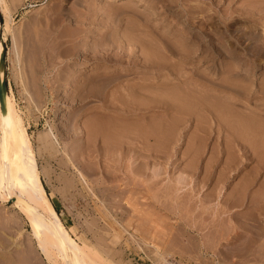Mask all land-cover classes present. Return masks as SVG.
<instances>
[{"label":"rangeland","instance_id":"1","mask_svg":"<svg viewBox=\"0 0 264 264\" xmlns=\"http://www.w3.org/2000/svg\"><path fill=\"white\" fill-rule=\"evenodd\" d=\"M79 1L80 0H0V47L2 48V43L5 45L4 69H1L0 76H2L5 80L6 94H8L9 97L13 99L17 107L18 115L22 117V124L26 128V134L31 139V150L35 158L36 167L38 168L37 172H38L39 178L45 188V191L48 195V198L52 206L54 207L60 219L61 224L64 227L65 236H71L79 245L83 246L84 249L91 252L93 254L94 260L98 263L100 262L101 264H166L165 260L171 261L172 264H264V201H263L264 200V197H263L264 196V192H263L264 191V165H263L264 155L263 157H260L262 154L261 153L262 151L261 152L259 151L261 149L259 147L258 148L260 150L257 149L258 152L261 153L259 155L258 152H253L257 150L256 149L252 150L251 148L252 146L250 147V145L247 143L249 145L246 148L247 153H244L246 151L245 149L243 151L244 153L243 154L241 152L242 150L238 151L237 146L239 145L234 146L236 144L235 140H233L234 141L233 142L232 140L229 139L230 140L229 142V140L226 139L227 140L226 141L224 139L226 138L224 134L225 132H223L222 130L221 131L217 130V128L215 127L216 125L213 124L212 121L208 123L205 118H202V116L197 115L198 113L193 110H192L193 112H191L192 114H189L190 116V117L188 116L189 118L185 116V118L187 117L186 119L180 120L179 119L180 116L183 117L184 115H182L181 112L176 111L178 110L176 109V107L170 108L168 106L166 108L165 106L167 105L146 106V108L145 107H141L140 109L137 108L139 112L137 116L134 117V119H133L134 115L132 113H131L132 115H130L132 117L124 116L120 118L119 114H121L120 112L123 110H121L120 108L113 109L114 107L112 108L110 105L107 106L105 102L107 100L105 97V95H107L106 93L109 94L112 92V90H116L120 88L121 86H123L124 84L126 85V83L131 84V81H133V83H136V82L140 83V81L141 83L142 82L148 83L149 81V83L147 84L148 86L145 87L147 92L148 90L150 91L148 92V94L152 93L154 90L160 91V92L161 90L162 91L164 90L165 92L167 91L164 94V96L160 93L159 94L156 93V95L149 94L150 97H153V96L157 97V95H161L163 96V100L164 98L166 100L168 99L166 96H170V94L167 95L169 91V87H171L170 84L175 79L171 78L170 79L171 83L169 82V79H167L168 80L167 82H169V84L166 82H163L165 81L164 79L168 76L167 74H169L167 73V71H165L166 69L165 65L161 66V69L160 68L157 69L155 67L154 69L155 71H154L153 69H151L154 67L150 65L147 66L146 64V66H144L143 64H136V63H140L138 61L136 62V60H135V63L134 61H129L130 58L132 57L129 58L126 55L123 56L125 58L123 57L122 58L123 59L129 58L127 59L129 62L127 60H126L127 62L125 60H122V63H116L119 65H115V63H112L114 62L113 58L112 60H110L111 62L110 61L105 62L103 58L97 59L93 55V51L90 53V51L87 50L84 52L87 54L88 57L91 56V58L88 59L87 62L82 64L80 63L82 60L81 59L82 55H80V53L82 52L79 51L81 48L76 49V47H74V43L77 40H79L78 42L85 41L86 44L88 42L89 43L95 42L97 40V43H98L103 37L104 38L101 40L102 42L103 41L108 42L110 40L109 42L110 44L111 42L115 44H119L118 43L119 41L117 42V40H119L120 38H116V37L119 36V34H122V32L124 31L123 28H126L127 26H128L127 28H130L129 26H131L135 28V31H136V25L138 27V25L140 24L142 25V23H144V25L146 24L147 26L149 25L151 26L153 23H155L153 24L152 27L150 26L145 27L146 25L144 26L145 29L144 27H141L142 30H144V32L151 33L153 30H155V33L159 31L160 34H162V32L165 30L164 31L165 35L167 33L169 35L171 33L173 34V35H170L172 39L174 38L173 36H176L174 34L181 33L182 31L183 33L190 32L189 34L197 33L199 32L201 27L203 28L205 26V29L207 30L203 28L202 31L205 30V33L207 34V38L211 39L209 40L208 43H210V45L212 43L213 47L218 50L220 47V50H221L220 52L221 55L220 56L216 55L214 56L216 58H213L214 59L213 61L216 62L217 64L219 61L223 62L222 59L224 60L226 58L224 52L226 53L227 47L232 48V46H234V49H236L235 51L237 52L238 50L237 53H239L236 55H239V56H241L242 52L244 50H247V48H248V51H247L248 53L252 51V50L249 51L251 48L249 46L250 43L248 44V40L246 39L242 40V44L240 45L235 42L234 37L236 36V32L239 29V27L236 25L238 23H233L232 24L233 27L231 26L230 28L231 30L227 33L223 29L224 28L223 23H225L223 22V20L226 21L224 18V15L226 12H230L231 10H233V8L238 9V8H241L242 6L243 7L246 6L245 4H243L245 2H247L246 4H249V3L256 2L257 0L256 1L255 0H230V1L229 0H225V1L224 0H176V2H174L175 0H160V1L153 0L154 3H151L150 0H149L150 3L149 2L147 3L148 0L147 1L145 0H141V1L139 0H105V2L107 1L110 6L109 5L107 6V2L104 3V0H86V1L81 0L82 2L81 1L79 2ZM240 1L242 2L241 5H240ZM89 2L91 3L93 2V3L90 4ZM96 2H97V6H100V7H97L99 11L96 8ZM258 2L262 4L263 1L258 0L256 4H259ZM123 3L124 5L125 4L127 5L124 6L122 5ZM155 3H157L156 4L157 7L155 5H151ZM87 5H89L92 8L87 7ZM116 6L117 7L123 6V7H119V9H117ZM130 6L131 7L133 6V7L131 8ZM101 7H102V11L104 10L103 13L100 10ZM107 7H110V8H107ZM111 7L113 11H110ZM125 7H127L126 9L128 8L130 9L126 10ZM226 7L228 8V10L226 9ZM77 8L79 11L77 10ZM82 8H84L85 10L84 9L82 10ZM87 8L89 9L87 10ZM223 8H225L226 11H224L225 9L223 10ZM230 8L232 9L230 10ZM114 9L115 10L117 9L116 12L118 13H115ZM122 9H124V11H122ZM179 9L181 10V14H180ZM95 10L97 11L94 12ZM129 10L132 12H129ZM133 10H134V13H133ZM157 10L159 13L157 12ZM186 10L190 12H187ZM199 10H201L203 13L201 11L200 13ZM147 11L149 12L148 15L144 13V12L147 13ZM153 11L155 12L154 14L152 13ZM162 11H164L163 16L161 13ZM72 12H74L75 14L74 13L72 14ZM104 12L105 13L107 12L106 16ZM186 12L188 13V15L186 14ZM140 13H141V16H139ZM232 13L231 14L234 16V12ZM5 14H8L9 16L8 27L4 25L5 23L4 15ZM70 14L72 18L71 16H69ZM175 14L181 15V20L183 23L181 22V20H179L178 22H180L182 26L179 25V23L177 22V18ZM202 14L207 15L206 18ZM111 15L113 16L112 18H111ZM128 15L130 16L128 17ZM145 15L147 17L149 16L148 17L149 19ZM220 15H222L221 18H220ZM187 16H188V20L183 19V18H187ZM201 16L204 18H200ZM115 17H117V19ZM130 17L135 20L133 21ZM144 17H146L145 18L146 22L145 20L142 21ZM207 17H209V19ZM210 17L212 19H210ZM239 17L241 18V16ZM50 18L52 19L50 20ZM233 18H230V19H233ZM263 18L264 17H262V19ZM90 19L93 22L90 21L91 22L90 23L88 21ZM174 19L176 23L174 22ZM207 19H208V22H207ZM154 20L155 21L157 20V21L155 22ZM159 20H161L163 23L161 21L159 22ZM257 20L258 19H255V21L253 20L254 23L255 22H258V23L257 25L255 24V27H252V29L255 30L257 34L260 33V35H261V31H263L262 32L263 35L261 36L264 37V29H263L264 19L261 21V17H260L259 20L258 21ZM169 21L171 22L167 23ZM203 22H205V24ZM238 22L243 24L246 21L245 22L238 21ZM259 22H261V24ZM176 24L178 28H176L177 27ZM259 24L260 26L262 25L263 27L261 26L260 28ZM77 25L80 27L78 28ZM168 25H170V27H168ZM166 26H167L166 28L167 30L165 29ZM172 26H175V27H172ZM160 27L162 28L164 27V28L161 29ZM187 27L188 29L190 28V30L192 29L193 31L187 30ZM146 28H147V31H146ZM78 29L80 30V32ZM169 29L173 32L175 31L177 32L173 33ZM180 29L181 30L183 29V30L180 31ZM148 30L150 31L152 30V31L150 32ZM216 32L218 33V35H216L217 34ZM230 32L233 34H231ZM135 33L136 32H134V34ZM237 33H239V31ZM157 34L159 33L154 34V31H153L152 35L154 36ZM215 36L217 37L220 36L221 40ZM222 36H224L223 39H222ZM108 37L110 39H107ZM214 37H215V40L213 39ZM258 37H259V34H258ZM143 39L142 40L140 39L141 40L140 42L142 44H145L146 42H144L145 40ZM260 39H262V37H259L258 42L256 41V43L254 44L260 43L261 42ZM111 40H114V41H111ZM58 41H59V44H58ZM205 41H208V40L205 38ZM215 41L217 42L216 44H214ZM228 41H230L231 44H229L230 42ZM140 42H138L136 45L139 46ZM233 42L235 43L233 44ZM194 44H197V43H194ZM113 45L110 46L109 48L110 57L113 55L111 53L116 52L119 49L118 45L117 47L116 45L115 46ZM216 45L218 47H215ZM223 47L225 50L221 49ZM240 47L241 49L242 47H245V49L243 48L241 50ZM256 47L258 51L257 50L252 51L250 54L252 55L253 53V56L249 57V55L246 53V55L248 56L245 55L244 58L253 59L259 62V65H258L259 67H254L253 69H247V70H244V69L240 70L242 72L241 74L239 73V75L235 76L236 78H234V76L232 77L234 81L240 77H245L246 80H248L249 82L251 81V83L249 84H253V85H250L251 87H254L255 85L258 86L261 77L263 78L264 76L263 75L264 74V68H263L264 50L262 52L260 50L261 49L260 47H262L263 49L264 45L256 46ZM64 48H66L67 51L70 49L71 50L74 49V51L70 52L71 51L70 50L67 52L66 50H64ZM134 49H135L134 55L137 56V54H139V52H137L138 49H136L135 46H134ZM195 50H196L195 53L198 54L199 50L198 49H195ZM63 51H65V53H63ZM68 53L70 54V56L68 55ZM71 55L73 56L71 57ZM199 55L201 56V54L199 53L196 56V58H194L195 55L193 56L192 54L191 55L188 54L187 55L188 57L186 55H185L186 57L179 56V55H176V56L172 55V56H169V59L170 61L174 59L173 60L174 66L175 67L178 66L176 70L179 69V67H181L179 72L177 71V73L181 72L185 74L187 78L189 79V81L191 80V82H195L194 79L198 77L197 78L198 80L196 79V81H199L198 84L200 86H204V88H208L207 87L208 85H206L203 81H200V80H205V78L202 76L201 73L203 72V75L206 74V77L208 76L209 79L211 78V80H214V81H217V80L219 81L221 79V75L219 77L218 76L219 74L218 75L215 73L212 74L210 71H208L209 69L207 70L206 68L207 63L202 62ZM173 56L174 58H172ZM192 56H193V59H192ZM112 57H114V55ZM197 58H199L198 61H197ZM188 60L189 61L191 60V63ZM128 63H130L131 66ZM91 65H99V66H102L101 68L107 65L108 66L107 70L110 69L109 71L110 72L109 74H111L110 77L112 76L116 77L114 80H112L107 85L109 90L107 89V87L106 89L101 88L102 91L104 90V92L103 93L101 92V94L99 91L97 92L92 91V88H90L91 85L88 82L90 81V78L93 79L97 75H95L94 73L95 70L92 71L91 69H88V67ZM200 70H203V71L201 72ZM66 71L68 72L66 73ZM149 71L150 72L152 71V72L149 73ZM92 72L94 73L95 76H92L93 75ZM260 72L262 75L260 74ZM21 74L25 76L24 83H23V78H22L23 76H21ZM87 74L88 75L90 74L91 76L89 75V78H88ZM72 75L74 78L72 77ZM77 75H80V76H77ZM117 75L119 77H117ZM197 75H201V77L203 78ZM62 77H64V79ZM99 77L102 78L103 76L102 77L99 76ZM96 78H94L93 80H96ZM117 78L118 79L120 78V80H118ZM139 78L140 80H138ZM160 78L163 79V81H161ZM232 78L230 79L232 80ZM67 79L70 81H68ZM155 81L156 83H154ZM74 82L76 86L74 85ZM81 82L82 83L85 82L84 84L86 86L88 84L89 87L88 86L87 87L89 88V90L85 85L83 86L81 85V88H80V84H82ZM152 82L154 83V85ZM26 85H28L29 88ZM164 85L166 86L165 87L166 89L164 88ZM154 86H156L155 89H153ZM65 87L68 88L67 90H70V93H69L70 96L68 97L69 100L67 99V104H68L67 106L63 104V98H62V95H63L62 89H64ZM149 88H152L153 90ZM23 89L26 90V92ZM27 92L28 93L31 92L32 95H34V97L33 96L31 97L30 93L28 94ZM89 92H91V94H89ZM27 94L28 96L29 95L30 96L28 98L26 97L25 99L24 96H27ZM96 94L100 97L98 98ZM221 94H223V92ZM253 94L258 95L257 92H254ZM84 95L85 97H83ZM226 95H228V92L226 93ZM37 96L40 97V99ZM233 97L236 98L237 102L240 101L238 104H236V107L239 106L240 108L238 107L237 108L241 109L240 103L242 104V101L243 103L245 102L244 97L239 98L236 95H234ZM233 97L231 98L235 99ZM100 98H102V104H101ZM262 99L260 97V101H259V97H255L252 100H250L249 104L247 105L248 109L256 108L255 107L256 104L254 103H257L258 105H260V103H262L261 101H264V98ZM26 100H29L28 103ZM33 101H34V104H33ZM35 102H36V105L39 104L37 105L38 108L36 107ZM1 103L2 101H0V106H1ZM97 105L98 107L99 106L100 107L99 108L96 107ZM101 106H104V107L102 108ZM162 106L163 108H161ZM62 107H65V110H61L63 109ZM173 110L175 111V113L171 112ZM244 110L248 111L247 109H244ZM26 111H27V114H26ZM128 112L129 111L127 110L123 114L126 115V113ZM194 112H196V114ZM88 113L92 115L89 116ZM169 113L174 114L173 120H172V115H169ZM177 114L179 115L178 120L176 118ZM93 116H97V119L100 120V121L98 120L99 121L98 123L99 124L101 123L100 126L99 125L98 126L103 128L104 130L101 135L102 130L99 129L98 131L99 134L96 133V135H94L96 140L92 139L94 140L93 141L94 144L95 145L97 144V146H94L93 143H91L92 142V140H90L91 138L89 139L87 137L89 139L88 140L85 137L86 135L84 133H82V135H80L81 134L80 132L78 133V131H80V128H82L81 126H83L84 120L86 123L88 121L86 119L90 117V118H94L92 121H95L96 117H93ZM169 116H171V118ZM199 116L201 117L202 120L198 119L200 118ZM60 117H62L63 120L59 119ZM66 117H68V120L69 119L70 120L69 121L64 120V119H67ZM72 117L74 118V120ZM125 117H126V120H125ZM147 117L149 120L147 119ZM104 118L106 119V121ZM136 118L137 119L139 118L140 120L139 119L137 120ZM118 120L121 121L120 124L122 123L124 125L125 123L124 127H122L123 125L121 124V127H122L121 131L119 130L120 128L119 129L117 128L118 127L117 124L119 122ZM123 120H125V122ZM130 120H132L131 123L135 124V126L130 124L129 122ZM170 120L174 122L175 120H177V122L176 124L175 123L171 124ZM64 121H65V124H63ZM89 121L91 122V120ZM60 122H62L63 126L65 125V127H62V124ZM103 122L106 124H104ZM146 122L147 123L149 122V123L147 124ZM102 123H103V126L104 125L107 126L108 124L109 126H111V128L108 126L107 127L105 126L107 130L110 128L109 129L110 132H113L114 134L116 133V135L121 134L122 136L121 137L117 136V138H115L113 136L114 134L112 133V136L115 139L114 140L110 139L111 141H109L108 138H111L112 136L111 134H108L109 130L107 131V133L105 132L106 128L101 126ZM110 123L111 124L117 123L116 124L117 126L113 124L114 125L113 127V125H110ZM136 123H139L137 125H140L141 123L142 126L140 125L136 127ZM151 123L152 124L154 123V126H157L155 128H157L158 130L160 128V130L159 131L157 130L158 131L157 132L155 128L152 127L153 125L151 126ZM120 124H119V127H120ZM161 124L163 127L166 126L167 124L168 125L170 124L169 126L174 125L176 126V128L177 127L178 128L177 130H174V126L172 127L173 129H171V127L167 125L166 126L168 127L167 128L168 130H167L166 127L164 128L160 127ZM72 126H73V129H72ZM125 126L127 129L128 128L132 129L133 127L134 128L131 131L130 129L127 130ZM200 126L202 130L201 128H199ZM48 127L52 129L54 137H51V140L55 142L52 143V141L48 139L50 140L49 144L51 143L53 145L49 146L48 144L49 147L47 146L42 147L43 145L38 146V143H37L38 141L37 139H35L38 136L37 132L39 131L38 133L45 134V130ZM58 127H61V128L59 129ZM77 127H78V130H77ZM112 127L115 129L117 128L120 134L118 133V130L116 131ZM139 127L141 128L146 127V128L144 130ZM149 127L154 128V130H152ZM136 128L141 129V131L143 130V132H141L140 130H138V132L144 135H137L138 132H133L134 130H136ZM122 129L127 130L129 133L126 135L125 133H123ZM164 129L167 130L168 132L174 131L173 135L176 132L174 137L172 136V140L168 139V141H166L167 138L171 137L172 133L170 135L168 134L169 137L166 138V133L168 132H166ZM169 129L171 130L169 131ZM150 130L152 132L155 131V133L157 132L156 133L158 134L157 136L162 137L163 135H165L162 138H164L165 139L164 141L166 142L159 140L162 138L155 136L156 135L155 133L151 134L152 132ZM161 130L165 134H163L162 132L163 135H161L160 134ZM195 131L197 132L199 137H200V134L201 136L202 134H204L203 135L204 137L202 136L203 139L202 137L200 138L195 137V135L193 134L195 133ZM121 132L126 135L125 138ZM133 133L134 134L136 133V134L134 135ZM103 134L104 135L108 134L111 137L110 136L108 137L107 135L108 138L105 139L106 136L102 138V136H104ZM136 135H137V138L135 139ZM145 135L147 136L145 137ZM78 137H81V138H78ZM89 137H92V136H89ZM99 137H101V140ZM140 137L142 138V140L144 138L146 140L148 139V143L146 140L145 141L143 140L144 142L141 141ZM126 138L129 141L132 139L139 140V143L138 141H132V142L128 141V143L132 144V145L131 144L129 145L125 143L127 141ZM153 138L156 139V142H155V139L153 140ZM198 138L201 139V141ZM77 139L79 140L82 139V141H78L80 145L83 142L85 143L84 145L82 144V146H85L90 141L91 144L89 145L87 144V146L90 147L93 145L92 148L85 147V150H84L82 149L84 147L80 145H75L76 143L79 144L78 142H76ZM84 139L87 140V142H85ZM157 139L160 141V143L158 142ZM106 140L108 141L105 142ZM140 141L143 143H140ZM238 141H239L238 142L239 144L246 145V143H243L246 140L242 142L238 139ZM135 142H137L138 145L134 144ZM154 142H155V145H153ZM102 143H104V145ZM105 143H107V145ZM144 143L146 144V146L149 144L148 147L155 146L153 147V150L154 148L155 150L153 151L152 148L150 149L151 151L148 150V147H146ZM156 143L157 144L159 143L158 146H160L161 148L159 147V149H157ZM232 143L233 144L235 143V144L232 145ZM142 144L144 146L140 147ZM126 145L129 146L128 147L129 149L126 147ZM133 145L135 146L137 145L140 148L136 146L137 147L136 149L134 148L135 146ZM245 145H242V147ZM75 146L77 148L82 147L81 149L79 148L77 150V152L79 153H76L77 148L73 150ZM145 147L147 148L148 151H146ZM254 147L255 146H253V148ZM53 148H55L57 151ZM94 148L96 150H94ZM97 148L99 152L97 151ZM119 148L121 149V151ZM130 148L132 149V151H134V154L136 155L132 154L133 152L132 153L130 152L131 151ZM143 148L145 149L144 150L145 155L141 154L143 153L142 152ZM255 148H257V145ZM1 149L7 153V150H6L7 148H5V145L4 147L0 148V155H1V152L2 154L6 155V153L4 151H1ZM89 149H91V152H89L88 154ZM139 149H142V151L141 150L138 151ZM79 150L80 151L84 150L85 154L84 152L82 154V151L80 153ZM125 150L126 151L128 150L132 154V156L128 155L130 154L129 152L125 153L126 152ZM250 150H252V152H250ZM240 153L242 154L240 155ZM256 153L258 154L256 155ZM139 154H141L142 156ZM256 158L257 159L262 158V161L260 159L257 160ZM83 160H84V163H83ZM4 161L9 166L10 164L9 161L6 159ZM259 162L260 164H257ZM87 165H92V166H87ZM82 167H85V168H82ZM78 170L80 171L78 172ZM84 171L86 172L88 171V173ZM80 172L84 175L82 177L86 181H89V179H91L90 182L92 183L90 184L89 182L87 183L86 181H84V179L80 176L82 174H79ZM185 174L188 177L184 181L183 179H184ZM13 181L16 182V180L14 179ZM4 185L5 186L0 187V264H74L73 252L69 248L68 245L65 248H63L56 242L48 239L43 233L34 232L32 230L31 224L27 216L23 213V211L19 207V204L17 203V201H15V199L12 198L10 194V189H13L15 192H17L27 202L36 204L40 212H42L45 216L50 217V212L48 211V209L35 203L34 201L30 199L27 186H17L16 185V186L9 187V184L6 179H4ZM259 192L263 194H260ZM123 226H124V229H123ZM126 227L127 229H125ZM132 235L134 238L132 237ZM41 244L45 245V247H47L51 251V253L48 256H46L45 253L43 252L41 248ZM156 253H159V254L157 255ZM79 255L81 257L83 264H89L82 257L81 253ZM162 258L164 261L162 260ZM167 264H169V262Z\"/></svg>","mask_w":264,"mask_h":264},{"label":"bare ground","instance_id":"2","mask_svg":"<svg viewBox=\"0 0 264 264\" xmlns=\"http://www.w3.org/2000/svg\"><path fill=\"white\" fill-rule=\"evenodd\" d=\"M81 1V0H80ZM79 1V2H80ZM86 1V0H85ZM84 1V2H85ZM139 1H141V0H139ZM145 1H147V0H145ZM151 1V3H154V1L153 0H150ZM156 1H158V0H156ZM160 1V0H159ZM225 1V0H224ZM230 1V0H229ZM256 1V0H255ZM258 1V0H257ZM256 1V2H257ZM261 1V0H260ZM263 2H264V0H262ZM73 2H75V1H73ZM82 2V1H81ZM99 2V1H98ZM107 2V1H106ZM105 2V0H104V3H106ZM124 2V1H123ZM149 2V0L147 1V3ZM172 2V1H171ZM174 2H176V0L174 1ZM245 2V1H244ZM250 2V1H249ZM248 2V3H249ZM253 2V1H252ZM256 2H253V3H249V4H246L247 2H245V3H243V4H245L246 6H242L241 8H236V9H234L233 8V10H231L232 8H230V12H226L225 13V15H224V18H225V20L226 21H224L223 20V22H225V23H223V29H224V31L225 32H229L231 29V26H232V24L233 23H238V24H236L238 27H239V29L238 28H236V29H238V31H239V33H237L236 32V36L234 37V40H235V42L236 43H238L239 45L240 44H242V40H244V39H246V40H248V44L250 43V50L249 51H255V50H257V47L256 46H261V45H264L263 43H264V37L263 36H261V35H263L262 34V32L263 31H261V35H260V33H258L259 34V37H262V39H260V43H257V44H254V43H256V41L258 42V40H259V37H258V34L255 32V30H253L252 29V27H255V24L257 25V23L258 22H255L254 23V21H255V19H258L259 20V18L261 17V21L264 19H262V17H264V4H263V2H262V4L261 3H259V4H256ZM90 4H92L91 2H89ZM129 3V2H128ZM132 3V2H131ZM146 3V2H145ZM144 3V4H145ZM150 3V2H149ZM159 3V2H158ZM229 3V2H228ZM241 1H240V5H241ZM54 4H56V3H54ZM83 4V3H82ZM88 4V3H87ZM157 3H155V4H151V5H155L156 7H157V5H156ZM75 5V4H74ZM94 5V4H93ZM100 5V4H99ZM109 5V3L107 2V6ZM122 5H124V3L122 4ZM127 4H125L124 6H126ZM151 5H150V7H151ZM176 5V4H175ZM54 6V5H53ZM73 6V5H72ZM95 6V5H94ZM110 6V5H109ZM114 6V5H113ZM146 6V5H145ZM163 6V5H162ZM169 6V5H168ZM167 6V7H168ZM74 7V6H73ZM84 7V6H83ZM87 7H90L89 5H87ZM97 7H100V6H97V2H96V8ZM103 7H105V6H103ZM117 7V6H116ZM119 7H123V6H119ZM119 7H117V9H119ZM131 7V6H130ZM133 7V6H132ZM131 7V8H132ZM144 7V6H143ZM154 7V6H153ZM155 7V8H156ZM185 7V6H184ZM76 8V7H75ZM86 8V7H85ZM90 8H92V7H90ZM94 8V7H93ZM107 8H110V7H107ZM113 8H115V7H113ZM127 7H125V9H126ZM145 8V7H144ZM160 8V7H159ZM166 8V7H165ZM165 8H163V9H165ZM180 8V7H179ZM200 8H201V6H200ZM52 9V8H51ZM84 8H82V10H83ZM89 8H87V10H88ZM95 9V8H94ZM93 9V10H94ZM100 9V8H99ZM116 9V10H117ZM128 9H130V8H128ZM128 9H126V10H128ZM147 9V8H146ZM145 9V10H146ZM152 9V8H151ZM184 9V8H183ZM182 9V10H183ZM225 8H223V10H224ZM226 9L228 10V8L226 7ZM226 9L224 10V11H226ZM53 10V9H52ZM58 10H60V9H58ZM69 10V9H68ZM77 10H78V8H77ZM85 10V9H84ZM91 10V9H90ZM97 10H98V8H97ZM97 10H95L94 12H96ZM101 11H102V7H101V9H100ZM109 10V9H108ZM116 10L114 9V11H115V13H118V12H116ZM132 10V9H131ZM159 10V9H158ZM158 10H157V12H158ZM167 10V9H166ZM180 10V9H179ZM190 10V9H189ZM201 10H203V9H201ZM201 10H199V12L201 11ZM73 11H74V9H73ZM79 11V10H78ZM99 11V10H98ZM104 11V10H103ZM103 11H102V13H103ZM106 11V10H105ZM110 11H113V9H112V7H111V10ZM121 11V10H120ZM122 11H124V9H122ZM149 11V10H148ZM147 11V13L146 12H144L145 14H149V12ZM175 11V10H174ZM184 11V10H183ZM187 12H190V11H188V10H186ZM198 11V10H197ZM59 12V11H58ZM69 12V11H68ZM88 12V11H87ZM91 12H93V11H91ZM90 12V13H91ZM129 12H132V11H130L129 10ZM171 12H172V10H171ZM186 12V14L188 15V13ZM196 12V11H195ZM194 12V13H195ZM202 12V11H201ZM200 12V13H201ZM232 12H234V16L232 15L233 13ZM236 12V13H235ZM53 13V12H52ZM61 13V12H60ZM71 13V12H70ZM74 12H72V14H73ZM98 13V12H97ZM101 13V12H100ZM107 13V12H106ZM106 13L104 12V14H105V16H106ZM114 13V14H115ZM120 13V12H119ZM133 13H134V10H133ZM136 13V12H135ZM143 13V14H144ZM153 14L155 13L154 11L152 12ZM151 13V14H152ZM159 13V12H158ZM162 13V16H163V14H164V11H162L161 12ZM183 13V12H182ZM203 13V12H202ZM232 13V14H231ZM49 14V13H48ZM67 14V13H66ZM75 14V13H74ZM121 14V13H120ZM119 14V15H120ZM157 14V13H156ZM180 14H181V10H180ZM180 14H175V16H176V18H177V22L179 21V20H181V15ZM198 14V13H197ZM235 14H236V16H235ZM51 15V14H50ZM62 15V14H61ZM91 15V14H90ZM110 15V14H109ZM161 15V14H160ZM169 15V14H168ZM167 15V16H168ZM203 15V14H202ZM5 16V23H4V25L6 26V27H8V21H9V16H8V14H5L4 15ZM68 16V15H67ZM69 16H71V14L69 15ZM68 16V17H69ZM74 16V15H73ZM92 16V15H91ZM104 16V17H105ZM108 16V15H107ZM116 16V15H115ZM130 15H128V17H129ZM134 16V15H133ZM137 16V15H136ZM139 16H141V13H140V15ZM146 16V15H145ZM155 16H157V15H155ZM159 16V15H158ZM166 16V15H165ZM164 16V17H165ZM193 16V15H192ZM203 16H205V18H206V16L207 15H203ZM221 16L222 15H220V18H221ZM239 16H241V18L239 17ZM53 17V16H52ZM113 16L111 15V18H112ZM120 17V16H119ZM118 17V18H119ZM138 17V16H137ZM147 17V16H146ZM146 17H144V19H142V18H140V19H142V21L143 20H145V18ZM149 17V16H148ZM147 17V18H148ZM163 17V18H164ZM173 17V16H172ZM186 17V16H185ZM234 17V18H233ZM56 18V17H55ZM71 18H72V16H71ZM95 18V17H94ZM108 18V17H107ZM107 18H106V20H107ZM116 19H117V17H115ZM122 18V17H121ZM131 18V17H130ZM134 18V17H133ZM169 18H170V16H169ZM200 18H204V17H200ZM208 19H209V17H207ZM219 18V19H220ZM223 18V19H224ZM230 18H233V19H230ZM255 18V19H254ZM52 18H50V20H51ZM68 19H70V18H68ZM114 19V18H113ZM113 19H111V20H113ZM132 19V18H131ZM138 19V18H137ZM136 19V20H137ZM149 19V18H148ZM154 19V18H153ZM162 19V18H161ZM183 19H187L188 20V16H187V18H183ZM208 19H207V22H208ZM210 19H212L211 17H210ZM42 20V19H41ZM74 20V19H73ZM133 21L135 20V19H132ZM171 20V19H170ZM191 20V19H190ZM203 20V19H202ZM205 20V19H204ZM254 20V21H253ZM257 20V21H258ZM72 21V20H71ZM75 21V20H74ZM89 22L91 21V19L90 20H88ZM95 21V20H94ZM116 21V20H115ZM128 21H129V19H128ZM132 21V22H133ZM149 21V20H148ZM155 21V20H154ZM157 21V20H156ZM155 21V22H156ZM161 20H159V22H160ZM164 21V20H163ZM184 21V20H183ZM192 21V20H191ZM206 21V20H205ZM211 21V20H210ZM238 21H246L245 23H243V24H241V23H239ZM264 21V20H263ZM91 22H93V21H91ZM90 22V23H91ZM99 22V21H98ZM138 22V21H137ZM145 22H146V20H145ZM152 22V21H151ZM151 22H150V24H151ZM162 22V21H161ZM166 22V21H165ZM164 22V23H165ZM171 21H169V22H167V23H170ZM174 22H175V19H174ZM181 22H182V20H181ZM59 23V22H58ZM110 23V22H109ZM113 23H115V22H113ZM134 23V22H133ZM153 23V22H152ZM163 23V22H162ZM176 23V22H175ZM179 23V25H181L180 24V22H178ZM183 23V22H182ZM185 23H186V21H185ZM184 23V24H185ZM204 24H205V22H203ZM260 24H261V22H259ZM264 23V22H263ZM262 23V24H263ZM94 24H96V23H94ZM106 24V23H105ZM111 24V23H110ZM110 24H108V25H110ZM135 24H137V23H135ZM140 24V23H139ZM153 24H155V23H153ZM153 24L150 26L149 25V23H148V25L150 26V27H152L153 26ZM173 24V23H172ZM203 24V25H204ZM225 24V25H224ZM260 24H259V26H260ZM129 25H130V23H129ZM134 25V24H133ZM146 25V24H145ZM144 25V23H142V25L140 24V25H138V27H137V25H136V31H135V28H133V27H131V26H129L130 28H123V32H122V34H119V36H117L116 38H120L119 40H117V42L119 43V44H115V43H113V42H111V44L113 45V46H115L116 45V47H117V45H118V47H119V49H118V51H116V52H113V53H111V54H113L114 55V57H110V51H109V48H110V46H112L109 42H110V40L108 41V42H102L101 40L104 38L103 36H101V37H103V38H101V42L99 41L98 43H97V40L95 41V42H91V43H85V41L84 42H82V41H80V42H78L79 40H77V41H75V43H74V47H76V49H79V48H81L79 51H81L82 53H80V55H82V57H81V62L80 63H85V62H87L88 61V59H90L91 58V56L90 57H88L87 56V54L84 52V51H87V50H89L90 51V53L93 51V55L97 58V59H100V58H103L104 60H105V62H107V61H110V60H112V58L114 59L113 61L114 62H112V63H115V65H119V64H116V63H122V60H127V59H129L130 57H132V58H130V60L129 61H134V63H135V60H136V62L138 61V62H140V63H136V64H143L144 66H146V64H147V66L148 65H150V66H152V67H154V68H151V69H155V67L157 68V69H161V66H163V65H165V67H166V69H165V71H167V73H169V74H167L168 76L164 79L165 81H163V79H161V81H163V82H166V83H168L169 84V82L171 81L170 79L172 78V79H175L170 85H171V87H169V91H168V93H167V95L168 94H170V96H166L168 99H166L165 100V98H164V100H163V96H164V94L167 92H165L164 90L162 91L161 90V92L160 91H156V90H154L152 93H149V94H155L156 95V93H160V94H162L163 96H161V95H157V97L155 96H153V97H150V95L148 94V92H150L149 90H148V92H147V90H146V86H148L147 84L149 83V81H148V83H144V82H142L141 83V81H140V83H133V81H131V84H127L126 83V85L124 84H122L123 86H119L120 88H118V89H116V90H112V92L111 93H106L107 95H105V97H106V105L108 106V105H110L113 109H121V110H123V111H121L120 113L121 114H119L120 115V118L121 117H124V116H129V117H132V116H130V115H134L133 116V119H134V117L135 116H137V114H138V110H137V108H141V107H145L146 108V106H157V105H167V106H165L166 108L169 106L170 108L171 107H176V109H178V110H176V111H179V112H181V114L182 115H184L183 117H181L180 116V118L178 117L179 115L177 114L176 115V118H177V120H178V118L180 119V120H184V119H186L188 116H189V114H192L191 112H193V111H196L198 114L197 115H200V116H202V118H205L206 119V121L208 122V123H210L211 121L213 122V124H215L216 126V128H217V130H222L223 132H225L224 134H225V137L226 138H224L225 140L227 139V140H235L236 141V144L234 145L233 143H232V145H234V146H237V145H239V146H237L238 147V151L239 150H242L241 152L243 153V151L247 148V146H249L250 145V147L252 148V150L253 149H258V150H260L259 152H261V153H259L258 152V150L257 151H253V152H258L259 153V155L261 154V156L260 157H263V155H264V101H261L262 103H260V105H258L257 103H254V104H256V108H249L248 109V107H247V105L249 104V102H250V100H252L253 98H255V97H259V101H260V97H261V99L262 98H264V76H263V78L261 77V79H260V82H259V84H258V86L257 85H255L254 87H251L250 85H253V84H249V83H251V81L249 82L248 80H246V78L245 77H240V78H238L237 80H233V76H234V78H236L235 76H237V75H239V73L241 74L242 72L240 71V70H242V69H244V70H247V69H253L254 67H259L258 65H259V62H257V61H255V60H253V59H245L244 57H245V55H246V53L249 55V57H251V56H253V53H252V55H250L251 54V52H247L248 51V48H247V50H244L243 52H242V55L241 56H239V55H236V54H239V53H237L238 52V50H237V52L235 51L236 49H234V46H232V48H226V53L224 52V54H225V56H226V58L223 60L222 59V61L223 62H218L217 60V64H216V62H214L213 60V58H216V57H214V56H220L221 55V50H220V47H219V50L218 49H216V48H214L213 47V45H212V43H211V45H210V43H208L209 42V40H211V39H208L207 38V34L205 33V30H207V29H205V26L203 27L205 30L204 31H202V27H201V31L199 30V32H197V33H193V34H189V33H183V29L181 30L180 29V31H182L181 33H178V34H174V35H176V36H173L174 38L172 39L171 38V36L170 35H173L172 33L169 35L168 33L165 35V30L163 31L164 32V34H163V32H162V34H160V32L158 31V32H156V33H159V34H157V35H152L153 34V31H154V34H156L155 33V30H148V31H150L151 33H149V32H144V30H142V28L141 27H144L145 26ZM157 25H158V23H157ZM164 25V24H163ZM202 25V24H201ZM264 25V24H263ZM44 26V25H43ZM42 26V27H43ZM53 26V25H52ZM59 26V25H58ZM67 26V25H66ZM78 26V25H77ZM91 26V25H90ZM102 26V25H101ZM139 26H140V28H139ZM149 26H145V27H149ZM161 26H162V24H161ZM176 26H177V24H176ZM182 26V25H181ZM184 26V25H183ZM193 26V25H192ZM262 26V25H261ZM261 26H260V28H261ZM47 27V26H46ZM49 27V26H48ZM71 27V26H70ZM80 26H78V28H79ZM123 27V26H122ZM145 27H144V29H145ZM168 27H170V25H168ZM172 27H175V26H172ZM191 27V26H190ZM233 27V26H232ZM236 27V26H235ZM263 27V26H262ZM51 28V27H50ZM84 28V27H83ZM86 28V27H85ZM155 28V27H154ZM161 29H163L162 27H160ZM167 28V26L165 27V29ZM176 28H178V26L176 27ZM200 28V27H199ZM46 29V28H45ZM116 29V28H115ZM127 29H129V30H127ZM157 29H158V27H157ZM156 29V30H157ZM172 29V28H171ZM174 29V28H173ZM217 29V28H216ZM232 29H234V28H232ZM255 29V28H254ZM264 29V28H263ZM54 30V29H53ZM79 30V29H78ZM95 30V29H94ZM99 30V29H98ZM97 30V31H98ZM109 30V29H108ZM112 30V29H111ZM118 30H120V29H118ZM138 30V31H137ZM167 30V29H166ZM170 30V29H169ZM185 30V29H184ZM187 30H189V31H191L190 30V28L188 29V27H187ZM198 30V29H197ZM209 30V29H208ZM260 30V29H259ZM258 30V31H259ZM42 31H44V30H42ZM50 31V30H49ZM90 31V30H89ZM105 31V30H104ZM146 31H147V28H146ZM171 31V30H170ZM170 31H169V33H170ZM175 31V30H174ZM179 31V30H178ZM193 31V30H192ZM210 31V30H209ZM41 32V31H40ZM39 32V33H40ZM71 32V31H70ZM72 32H73V30H72ZM79 32H80V30H79ZM86 32V31H85ZM101 32V31H100ZM103 32V31H102ZM134 32H136L135 34H134ZM143 32H144V34H143ZM171 32H173V31H171ZM175 32H177V31H175ZM175 32H173V33H175ZM232 32V31H231ZM230 32V33H231ZM260 32V31H259ZM45 33V32H44ZM63 33V32H62ZM75 33V32H74ZM105 33V32H104ZM214 33V32H213ZM217 33V32H216ZM226 33V34H227ZM42 34V33H41ZM57 34V33H56ZM64 34V33H63ZM73 34V33H72ZM118 34H116V35H118ZM140 34H141V36H140ZM189 34V35H188ZM195 34V35H194ZM197 34H199V35H197ZM200 34H201V36H200ZM210 34H211V32H210ZM231 34H233V33H231ZM46 35V34H45ZM70 35V34H69ZM74 35V34H73ZM99 35H100V33H99ZM143 35V36H142ZM213 35V34H212ZM216 35H218V33L216 34ZM220 35H221V33H220ZM224 35V34H223ZM228 35H230V34H228ZM228 35H227V37H228ZM54 36V35H53ZM138 36H140V37H138ZM214 36V35H213ZM60 37V36H59ZM58 37V38H59ZM215 37H217V36H215ZM215 37L213 38L214 40H215ZM46 38V37H45ZM55 38V37H54ZM72 38V37H71ZM142 40L143 38V40H145L144 42H146L145 44H142L140 41V39ZM205 38L208 40V41H205ZM218 39H220L221 40V37L219 36V37H217ZM224 38V36H222V39ZM53 39V38H52ZM106 39V38H105ZM104 39V40H105ZM107 39H110L109 37L107 38ZM106 39V40H107ZM172 39V40H171ZM51 40V39H50ZM61 40H63V39H61ZM92 40H94V39H92ZM114 40H116V39H114ZM114 40H111V41H114ZM225 40V39H224ZM45 41V40H44ZM89 41H91V40H89ZM199 41V42H198ZM39 42H41V41H39ZM43 42V41H42ZM47 42V41H46ZM62 42V41H61ZM138 42H140L139 43V46H137L136 44L138 43ZM218 42H220V41H218ZM227 42V41H226ZM228 42H230V41H228ZM235 42H233V44L235 43ZM63 43H64V41H63ZM194 43H197V44H194ZM204 43V44H203ZM217 42L215 41V43L214 44H216ZM38 44H40V43H38ZM46 44V43H45ZM56 44V43H55ZM58 44H59V41H58ZM68 44V43H67ZM72 44V43H71ZM141 44V45H140ZM221 44V43H220ZM223 44V43H222ZM229 44H231V42L229 43ZM229 44H228V46H229ZM57 45V44H56ZM63 45V44H62ZM65 45V44H64ZM73 45V44H72ZM195 45V46H194ZM236 45V44H235ZM49 46V45H48ZM68 46V45H67ZM80 46V47H79ZM134 46H135V48L136 49H138L137 50V52H139V54H137V56L136 55H134L135 53V49H134ZM218 46H219V44H218ZM217 45L215 46V47H218ZM222 46V45H221ZM227 46V45H226ZM225 46V47H226ZM248 46V47H249ZM47 47V46H46ZM73 47V48H74ZM213 47V48H212ZM113 48V47H112ZM238 48V47H237ZM245 49V47H242V49ZM261 48V49H260ZM260 48H258V49H260L261 50V52L264 50V48L262 49V47H260ZM68 49V48H67ZM70 49V48H69ZM75 49V50H76ZM195 49H198L199 50V52H198V54L200 53L201 54V56H200V59H201V61L202 62H206L207 63V65H206V68H207V70L208 71H210L212 74L213 73H215V74H219L218 76L220 77V75H221V79L218 81H214V80H211V78L209 79L208 78V76L206 77V74H204L203 75V70H200L202 73V76L205 78V80H200V81H203L206 85H208L207 87L208 88H204V86H200L199 84H198V82L199 81H196V79L198 78L197 76H200L201 77V75H197L196 77V79H194L195 80V82H191V80L189 81V79L187 78V76L185 75V74H183V73H177V71L179 72V70H180V68L181 67H179V69H177L176 70V68L178 67V66H174V63H173V60L172 61H170V59H169V56H172V55H174V56H176V55H179V56H187L188 54H192L193 56H194V58H196V56L198 55V54H196L195 53ZM221 49H224V47L223 48H221ZM240 49H241V47H240ZM241 49V50H242ZM254 49V50H253ZM61 50H63V49H61ZM64 50H66V48H64ZM71 50V49H70ZM70 50H68V51H70ZM112 50V49H111ZM113 50H115V49H113ZM197 50V51H198ZM225 50V49H224ZM1 51H2V48L0 47V54H1ZM52 51V50H51ZM54 51V50H53ZM57 51V50H56ZM67 51V50H66ZM67 51V52H68ZM72 51H74V49L73 50H71L70 52H72ZM88 51V52H89ZM258 51V50H257ZM38 52V51H37ZM67 52H66V54H67ZM46 53V52H45ZM61 53V52H60ZM63 53H65V51H63ZM76 53V52H75ZM258 53V52H257ZM38 54V53H37ZM55 54V53H54ZM241 54V53H240ZM260 54V53H259ZM262 54V53H261ZM264 54V53H263ZM262 54V55H263ZM68 55L70 56V54L68 53ZM76 55V54H75ZM74 55V56H75ZM92 55V54H91ZM92 55V56H93ZM124 55H126V56H128L129 58H127V59H123V58H125V57H123ZM248 55H246V56H248ZM258 55V54H257ZM50 56V55H49ZM73 55H71V57H72ZM93 56V57H94ZM174 56L172 57V58H174ZM185 56V57H186ZM193 56H192V59H193ZM255 56V55H254ZM43 57H44V55H43ZM45 57H46V55H45ZM123 57V58H122ZM188 57V56H187ZM222 57V56H221ZM259 57H261V56H259ZM51 58V57H50ZM74 58V57H73ZM256 58V57H255ZM254 58V59H255ZM39 59V58H38ZM55 59V58H54ZM77 59V58H76ZM131 59H133V60H131ZM176 59V58H175ZM179 59V58H178ZM183 59V58H182ZM187 59V58H186ZM198 59L199 58H197V61H198ZM79 60H80V58H79ZM95 60V59H94ZM74 61V60H73ZM102 61V60H101ZM124 61V62H125ZM128 61V60H127ZM126 61V62H127ZM128 61V62H129ZM182 61V60H181ZM185 61V60H184ZM189 61V60H188ZM193 61V60H192ZM197 61H196V63H197ZM90 62V61H89ZM96 62V61H95ZM104 62V61H103ZM111 62V61H110ZM175 62V61H174ZM183 62V61H182ZM190 63H191V60L189 61ZM249 62H251V63H249ZM50 63V62H49ZM79 63V64H80ZM91 63H92V61H91ZM97 63V62H96ZM96 63H94V64H96ZM199 63V62H198ZM248 63H249V65H248ZM64 64V63H63ZM89 64V63H88ZM100 64H101V62H100ZM128 64H130V63H128ZM136 64H135V66H136ZM180 64V63H179ZM187 64V63H186ZM200 64V63H199ZM44 65H45V63H44ZM65 65V64H64ZM73 65V64H72ZM105 65V64H104ZM114 65V64H113ZM121 65V64H120ZM125 65V64H124ZM183 65V64H182ZM204 65V64H203ZM63 66V65H62ZM77 66V65H76ZM75 66V67H76ZM130 66H131V64H130ZM66 67V66H65ZM73 67V66H72ZM82 67V66H81ZM88 67V66H87ZM102 66H99V65H91V66H89L88 67V69H91L92 71L93 70H95V75H97L96 77H98V78H100L99 76H103L102 78H100V79H98V78H96V77H94V78H96V80H93V79H91L90 78V81L88 82V83H90V88H92V91L94 92V91H99L100 92V94H101V92L103 93L104 92V90L102 91L101 90V88L102 89H106V87H107V89L109 90V88H108V84L112 81V80H114L116 77H114V76H112V77H110V75L111 74H109L110 72V69L109 70H107L108 69V66L106 65V66H103V68H101ZM113 67V66H112ZM111 67V68H112ZM115 67V66H114ZM123 67V66H122ZM138 67H139V65H138ZM164 67V68H165ZM201 67V66H200ZM262 67V66H261ZM61 68V67H60ZM63 68V67H62ZM77 68V67H76ZM75 68V69H76ZM86 68V67H85ZM109 68H110V66H109ZM124 68V67H123ZM128 68V67H127ZM132 68V67H131ZM134 68V67H133ZM146 68V67H145ZM204 68V67H203ZM263 68H264V65H263ZM65 69V68H64ZM88 69H87V71H88ZM113 69H115V68H113ZM137 69V68H136ZM135 69V70H136ZM148 69V68H147ZM146 69V70H147ZM150 69V70H151ZM191 69V68H190ZM196 69V68H195ZM144 70V69H143ZM233 70H235V71H233ZM140 71H142V70H140ZM155 71V70H154ZM161 71H163V70H161ZM164 71V72H165ZM233 71V72H232ZM259 71V70H258ZM263 71V70H262ZM63 72V71H62ZM68 71H66V73H67ZM85 72V71H84ZM148 72V71H147ZM152 72V71H151ZM150 71H149V73H151ZM157 72V71H156ZM253 72V71H252ZM72 73H73V71H72ZM81 73V72H80ZM83 73V72H82ZM93 73V72H92ZM91 73V74H92ZM94 73H93V75L92 76H95L94 75ZM141 73V72H140ZM143 73H144V71H143ZM189 73V72H188ZM45 74V73H44ZM59 74V73H58ZM146 74V73H145ZM154 74V73H153ZM156 74V73H155ZM187 74V73H186ZM247 74V73H246ZM260 74H261V72H260ZM259 74V75H260ZM0 75H1V73H0ZM46 75V74H45ZM90 75V74H89ZM89 75L87 74V76H88V78H89ZM120 75V74H119ZM122 75V74H121ZM125 75V74H124ZM134 75V74H133ZM140 75V74H139ZM185 75V76H184ZM190 75V74H189ZM195 75V74H194ZM209 75V74H208ZM262 75V74H261ZM264 75V74H263ZM21 76H23L22 74H21ZM54 76H55V74H54ZM57 76V75H56ZM77 76H80V75H77ZM84 76V75H83ZM85 76H86V74H85ZM91 76V75H90ZM210 76V75H209ZM24 77L25 76H23L22 78H23V83H24ZM58 77V76H57ZM70 77V76H69ZM72 77H73V75H72ZM76 77V76H75ZM117 77H119L118 75H117ZM127 77V76H126ZM153 77V76H152ZM154 77H155V75H154ZM159 77V76H158ZM157 77V78H158ZM163 77H164V75H163ZM188 77H190V76H188ZM203 77H201V78H203ZM212 77V76H211ZM213 77H214V75H213ZM239 77V76H238ZM49 78H50V76H49ZM54 78V77H53ZM63 79H64V77H62ZM68 78V77H67ZM71 78V77H70ZM74 78V77H73ZM81 78V77H80ZM84 78V77H83ZM147 78V77H146ZM148 78H149V76H148ZM147 78V79H148ZM230 78H232V80L230 79ZM26 79V78H25ZM30 79V78H29ZM118 79V78H117ZM122 79V78H121ZM167 79H169V82H167L168 80ZM218 79V78H217ZM249 79V78H248ZM251 79V78H250ZM21 80V79H20ZM68 80V79H67ZM87 80V79H86ZM86 80H84V81H86ZM118 80H120V78L118 79ZM117 80V81H118ZM134 80V79H133ZM138 80H140V78L138 79ZM149 80V79H148ZM193 80V81H194ZM198 80V79H197ZM216 80V79H215ZM32 81V80H31ZM55 81V80H54ZM63 81V80H62ZM64 81H66V80H64ZM68 81H70V80H68ZM73 81H75V80H73ZM144 81V80H143ZM151 81H153V80H151ZM21 82V81H20ZM27 82V81H26ZM33 82V81H32ZM116 82V81H115ZM114 82V83H115ZM130 82V81H129ZM31 83V82H30ZM71 83V82H70ZM82 83V82H81ZM85 82H83L82 84H80V88H81V85L83 86V85H85L84 84ZM133 83V84H132ZM153 83V82H152ZM154 83H156V81L154 82ZM154 83H153V85H154ZM158 83V82H157ZM159 83H160V81H159ZM203 83V84H204ZM22 84V83H21ZM64 84V83H63ZM65 84H67V83H65ZM73 84V83H72ZM77 84V83H76ZM79 84V83H78ZM136 84V85H135ZM151 84V83H150ZM163 84V83H162ZM256 84V83H255ZM25 85V84H24ZM29 85V84H28ZM28 85H26L27 87H28ZM61 85V84H60ZM74 85H75V82H74ZM117 85V84H116ZM64 86V85H63ZM76 86V85H75ZM86 86V85H85ZM87 86H88V84H87ZM86 86V87H87ZM152 86V85H151ZM159 86V85H158ZM157 86V87H158ZM22 87H23V85H22ZM27 87H26V89H27ZM89 87V86H88ZM87 87V88H88ZM160 87H161V85H160ZM160 87H159V89H160ZM163 87V86H162ZM166 86L164 85V88H165ZM29 88V87H28ZM73 88H74V86H73ZM77 88H79V87H77ZM156 88V86H154L153 87V89H155ZM163 88V89H164ZM31 89V88H30ZM62 89V88H61ZM68 88L67 87H65L64 89H62V93H63V95H62V98H63V104H65L66 106L68 105L67 104V99H68V97L70 96L69 95V93H70V90H67ZM148 89V88H147ZM149 89H152V88H149ZM152 89V90H153ZM166 89V88H165ZM213 89V90H212ZM24 90V89H23ZM82 90H83V88H82ZM88 90H89V88H88ZM91 90V89H90ZM101 90V91H100ZM108 90H107V92H108ZM25 92H26V90H24ZM29 91H31V90H29ZM61 91V90H60ZM87 91V90H86ZM91 91V92H92ZM84 92V91H83ZM91 92H89V94H91ZM92 92V93H93ZM95 92V93H96ZM223 92V94H221ZM228 92V95H226V93ZM254 92H257L258 93V95H256V94H253ZM28 93V92H27ZM30 93V95H31V97L33 96L34 97V95H32V93L31 92H29ZM28 93V94H29ZM56 93V92H55ZM78 93V92H77ZM225 93V94H224ZM232 94V95H230V94ZM28 94H27V96H24L25 97V99H26V97L28 98L29 96H28ZM94 94V93H93ZM98 94V93H97ZM96 94V96H98ZM236 95L237 97H244V99H245V102L243 103V101H242V104L240 103V106H241V109H238V108H240L239 106H237L236 107V104H238L240 101H238L237 102V100H236V98L235 97H233L234 95ZM26 95V94H25ZM81 95V94H80ZM149 95V96H148ZM230 95V96H229ZM72 96V95H71ZM79 96V95H78ZM95 96V95H94ZM102 96V95H101ZM38 97V96H37ZM83 97H85V95L83 96ZM100 96H98V98H99ZM231 97H233V98H235V99H232ZM36 98V97H35ZM39 99H40V97H38ZM71 98V97H70ZM78 98H80V97H78ZM60 99V98H59ZM101 99V104H102V98H100ZM243 99V98H242ZM30 100V99H29ZM29 100H26L27 101V103H28V101ZM33 100H35V99H33ZM69 100V99H68ZM241 100V99H240ZM258 100V99H257ZM263 100V99H262ZM35 101H37V100H35ZM107 101H108V103H107ZM31 102V101H30ZM75 102V101H74ZM30 104V103H29ZM33 104H34V101H33ZM33 104H32V106H33ZM104 104V103H103ZM35 105H36V102H35ZM37 105H39V104H37ZM37 105H36V107H37ZM253 105V104H252ZM35 107V106H34ZM33 107V108H34ZM96 107H98V105L96 106ZM100 107V106H99ZM98 107V108H99ZM102 108L104 107V106H101ZM110 107V108H111ZM251 107V106H250ZM25 108H26V106H25ZM38 108V107H37ZM63 109H61V110H65V107H62ZM111 108V109H112ZM161 108H163V106L161 107ZM169 108V109H170ZM40 109V108H39ZM68 109V108H67ZM74 109V108H73ZM97 109V108H96ZM101 109V108H100ZM111 109H109V110H111ZM143 109V108H142ZM173 109V108H172ZM244 109H247L248 111H245ZM36 110V109H35ZM41 110V109H40ZM59 110V109H58ZM90 110H91V108H90ZM93 110H94V108H93ZM92 110V111H93ZM104 110V109H103ZM105 110H107V109H105ZM129 111L128 113H126V115L125 114H123V113H125L126 111ZM146 110V109H145ZM154 110V109H153ZM164 110V109H163ZM167 110V109H166ZM193 110V111H192ZM75 111V110H74ZM96 111V110H95ZM98 111H100V110H98ZM141 111V110H140ZM189 111V112H188ZM31 112V111H30ZM70 112V111H69ZM73 112V111H72ZM77 112V111H76ZM109 112V111H108ZM115 112H116V110H115ZM118 112V111H117ZM169 112H170V110H169ZM171 112H174L175 113V111L173 110V111H171ZM196 112H194L195 114H196ZM91 113V112H90ZM93 113V112H92ZM97 113V112H96ZM106 113V112H105ZM132 113V114H131ZM176 113H178V112H176ZM26 114H27V111H26ZM31 114V113H30ZM71 114V113H70ZM89 114V113H88ZM114 114V113H113ZM115 114H117V113H115ZM168 114V113H167ZM180 114V113H179ZM58 115V114H57ZM64 115V114H63ZM92 115V114H91ZM90 114H89V116H91ZM140 115V114H139ZM152 115V114H151ZM166 115V114H165ZM169 115H172V120H173V113H169ZM194 115V114H193ZM62 116V115H61ZM66 116V115H65ZM64 116V117H65ZM99 116H100V114H99ZM114 116V115H113ZM118 116V115H117ZM153 116V115H152ZM162 116V115H161ZM168 116V115H167ZM185 116H187L186 118H185ZM199 116V117H200ZM86 117V116H85ZM93 117H96L95 118V121H92L94 118H88V119H86V120H88L86 123H85V120L83 121L84 123H83V126H81L82 128H80V131H78V133L80 132L81 134L80 135H82V133H84L86 136V138L88 137L90 140H92V139H94V140H96L95 139V136L94 135H96V133H98L99 134V129H101L102 131H101V135H102V133H103V128H101V127H99L100 126V124L98 123L100 120L99 119H97V116H93ZM102 117V116H101ZM107 117V116H106ZM105 117V118H106ZM110 117V116H109ZM139 117H141V116H139ZM170 118H171V116H169ZM190 117V116H189ZM188 117V118H189ZM195 117V116H194ZM67 119H64V120H66V121H69L68 120V117H66ZM73 118V117H72ZM104 118V119H105ZM165 118V117H164ZM182 118V119H181ZM197 118V117H196ZM59 119H61V120H63V118L62 117H60ZM76 119V118H75ZM85 119V118H84ZM101 119V118H100ZM124 119V118H123ZM128 119V118H127ZM132 119V118H131ZM137 119V118H136ZM135 119V120H136ZM139 119V118H138ZM137 119V120H138ZM147 119H148V117H147ZM152 119V118H151ZM160 119V118H159ZM198 119H201V117L200 118H198ZM73 120H74V118H73ZM83 120V119H82ZM89 120H91V122L89 121ZM97 120V121H96ZM99 120V121H98ZM117 120V119H116ZM125 120H126V117H125ZM125 120H123L124 122H125ZM140 120V119H139ZM149 120V119H148ZM177 120H175V122L174 121H171L170 123L171 124H173V123H175L176 124V122H177ZM202 120V119H201ZM60 121V120H59ZM102 121V120H101ZM105 121H106V119H105ZM108 121V120H107ZM115 121V120H114ZM119 121V120H118ZM122 121V122H123ZM128 121V120H127ZM131 121L132 120H130L129 122H130V124H132L131 123ZM169 121V120H168ZM72 122V121H71ZM70 122V123H71ZM120 122L121 121H119L118 122V129L121 131V128L122 127H124V125H125V123H124V125L121 127V124H120ZM137 122V121H136ZM195 122H196V120H195ZM198 122V121H197ZM61 124H62V122H60ZM70 123H68V124H70ZM104 123V122H103ZM103 123H102V127H105L106 125H104L103 126ZM135 123V122H134ZM147 123V122H146ZM149 123V122H148ZM147 123V124H148ZM159 123V122H158ZM167 123V122H166ZM201 123V122H200ZM63 124H65V121H64V123ZM63 124H62V127H65V125L63 126ZM67 124V125H68ZM76 124V123H75ZM82 124V123H81ZM80 124V125H81ZM104 124H106V123H104ZM114 123H110V125H113ZM116 124H114V125H116ZM119 124H120V127H119ZM137 124H139V123H136V127L137 126H140L141 125V123H140V125H137ZM156 124V123H155ZM163 124V123H162ZM162 124H161V126L160 127H163L162 126ZM77 125H79V124H77ZM99 125V126H98ZM114 125H113V127H114ZM116 125V126H117ZM127 125H129V124H127ZM132 125H134L135 126V124H132ZM145 125V124H144ZM153 125V126H152ZM168 125V124H167ZM166 125V126H167ZM170 125V124H169ZM168 125V126H169ZM74 126V125H73ZM73 126H72V129H73ZM108 127H110L111 128V126H109V124L107 125ZM106 126V127H107ZM115 126V127H116ZM142 126V125H141ZM149 126H150V124H149ZM151 126L152 127H157V126H154V123L152 124L151 123ZM166 126H164V127H166ZM174 126V125H173ZM172 125L171 126H169V127H171V129H173L172 127H173ZM178 126V125H177ZM194 126V125H193ZM202 126H203V124H202ZM207 126V125H206ZM50 127V126H49ZM45 128L46 130H45V134L44 133H38L37 132V134H38V136L35 138V139H37V143H38V146H42V147H49L50 145H53V144H49V141L51 140V137H54V134H53V132H52V129H50V128ZM67 127V126H66ZM76 127V126H75ZM74 127V128H75ZM105 127V128H106ZM112 127V128H113ZM152 127H149V128H151L152 130H154V128H152ZM163 127V128H164ZM59 129L61 128V127H58ZM68 128V127H67ZM66 128V129H67ZM71 128V127H70ZM109 128V129H110ZM115 129V128H113V129H115L116 131L118 130V129ZM125 128H126V126H125ZM134 128V127H133ZM132 128V129H133ZM139 128H141V127H139ZM139 128H136V130H134L133 132H138V130H140L141 131V129H144L145 130V128L143 127V128H141V129H139ZM168 127H166V129H167ZM176 128V126H174V130H177V128ZM186 128V127H185ZM199 128H201V126L199 127ZM58 129V130H59ZM64 129V128H63ZM108 129V130H109ZM124 129V128H123ZM122 129V131H123V133H125L126 135L129 133L127 130L128 129H130L131 131H132V129L131 128H126L127 130H123ZM147 129H148V127H147ZM162 129V128H161ZM171 129H169V131L171 130ZM215 129V128H214ZM68 130V129H67ZM77 130H78V127H77ZM77 130H76V132H77ZM107 128H106V133H107ZM119 130H118V133L120 134V132H119ZM155 130L157 131L158 129L157 128H155ZM159 130H160V128H159ZM158 130V131H159ZM163 130V129H162ZM161 130V132H160V134L161 135H163V134H165L163 131ZM165 130V129H164ZM168 130V129H167ZM167 130H165L166 132H168ZM200 130V129H199ZM201 130H202V128H201ZM205 130H206V128H205ZM43 131V130H42ZM41 131V132H42ZM69 131V130H68ZM74 131V130H73ZM113 131V130H112ZM124 131H126V132H124ZM151 131V130H150ZM149 131V132H150ZM157 131V132H158ZM197 131V130H196ZM195 131V133L197 134V132ZM72 132V131H71ZM141 132H143V130L141 131ZM152 132V131H151ZM156 132V133H157ZM162 132H163V134H162ZM174 132V131H173ZM173 132H168V133H166V138L167 137H169L168 136V134L170 135L171 133H172V135H171V137L170 138H167L166 139V141H168V139H171L172 140V136L174 137V135H175V133H174V135H173ZM201 132V131H200ZM205 132V131H204ZM207 132V131H206ZM212 132V131H211ZM219 132V131H218ZM217 132V133H218ZM66 133V132H65ZM112 133L113 132H110V130L108 131V134H111V136H112ZM122 133V132H121ZM122 133V134H123ZM146 133V132H145ZM153 133H155V131H153L151 134H153ZM155 133V134H156ZM195 133H193L194 135H195V137H199V135L197 134H195ZM215 133V132H214ZM221 133V132H220ZM68 134V133H67ZM108 134H103L104 136H102V138L103 137H105V139L106 138H108L110 135H108ZM114 134V133H113ZM125 134H123L124 135V138L126 137V135ZM134 134V133H133ZM136 134V133H135ZM134 134V135H135ZM192 134V135H193ZM200 134V133H199ZM208 134V133H207ZM101 135H99V136H101ZM107 135H108V137H107ZM116 133L113 135L115 138H117V136H122L121 134L120 135H116ZM131 135V134H130ZM137 135H144V134H141L140 132H138L137 133ZM137 135H136V137H135V139L137 138ZM148 135H149V133H148ZM158 134H156L155 136H157ZM204 134H202V136H203ZM79 136V135H78ZM89 136H92V137H89ZM93 136H94V138H93ZM110 136V137H111ZM111 137V138H108L109 139V141H111V140H114L115 138L114 137ZM147 135H145V137H146ZM154 136V137H155ZM165 135H163L162 137H164ZM201 136V134H200V137H202ZM217 136H218V134H217ZM77 137V136H76ZM75 137V138H76ZM83 137V136H82ZM131 137V136H130ZM134 137V136H133ZM132 137V138H133ZM142 137V136H141ZM140 137V138H141ZM157 137H161V136H157ZM161 137V138H162ZM195 137H194V139H195ZM199 137V138H200ZM204 137V136H203ZM203 137H202V139H203ZM78 138H81V137H78ZM87 138V139H88ZM100 138V140H101V137H99ZM113 138V139H112ZM158 138V139H159ZM198 138V139H199ZM223 138V137H222ZM48 139H50V140H48ZM55 139V138H54ZM57 139V138H56ZM88 139V140H89ZM111 139V140H110ZM121 139V138H120ZM119 139V140H120ZM127 139V138H126ZM131 139V138H130ZM134 139V138H133ZM128 140L127 139V141L125 142V143H127V144H131V143H128V141L129 142H132V141H138V143H139V140ZM139 139V138H138ZM155 138H153V140H154ZM157 139V140H158ZM238 139L240 140V141H244V140H246L245 142H243V143H246V145L245 144H239L238 142ZM94 140H92V142L91 143H93V145L94 146H97V144L95 145L94 144ZM99 140V139H98ZM141 141H145L146 139L144 138L143 140H142V138L140 139ZM159 140H162L163 142H166V141H164L165 139L164 138H162V139H159ZM158 140V142L160 143V141ZM200 141H201V139H199ZM226 140V141H227ZM230 140H229V142H230ZM52 141V143H54L55 141H53V140H51ZM78 141H82V139L81 140H79V139H77L76 140V142H78ZM84 141L85 142H87V140H85L84 139ZM108 140H106L105 142H107ZM140 141V143H143V142H141ZM147 141V143H148V139L146 140ZM162 141H161V143H162ZM216 141V140H215ZM231 141V142H232ZM76 142H74V143H76ZM102 142V141H101ZM155 142H156V139H155ZM155 142H154V144L153 143H151V144H153V145H155ZM234 142V141H233ZM73 143V144H74ZM79 143V142H78ZM82 143V142H81ZM90 143V141H89V143H87L88 145L89 144H91ZM138 143L137 142H135L134 144H137L138 145ZM158 143V144H159ZM188 143V142H187ZM190 143V142H189ZM216 143V142H215ZM241 143V142H240ZM249 145H248V144ZM48 144H49V146H48ZM69 144V143H68ZM83 145L85 144L84 142L82 143ZM82 144L80 145V143L79 144H75V145H80V146H82ZM87 144L85 145V146H82V147H84V148H82V147H79L80 149L82 148V149H84L85 150V147L87 148H92V146H87ZM103 145H104V143H102ZM106 145H107V143H105ZM145 144V143H144ZM157 144V143H156ZM158 144H157V146H156V148L157 149H159V147L160 146H158ZM166 144V143H165ZM195 144V143H194ZM212 144H214V143H212ZM4 145H5V148H7L6 150H7V153L4 151V150H2L1 149V151H4L5 153H6V155L5 154H2V152H1V155H0V187L1 186H5L4 185V179H6L7 180V182H8V184H9V187H12V186H27L28 187V193H29V196H30V199L32 200V201H34L35 203H37V204H39V205H41V206H43V207H45V208H47L48 209V211L50 212V217H47V216H45L42 212H40L39 211V209H38V207H37V205L36 204H32V203H29V202H27L26 200H24L17 192H15L13 189H10V194H11V196H12V198L13 199H15V201H17V203L19 204V207L21 208V210L23 211V213L27 216V218H28V220H29V222H30V224H31V227H32V230L34 231V232H40V233H43L48 239H50V240H52V241H54V242H56L57 244H59L61 247H63V248H65L67 245L69 246V248L72 250V252H73V258H74V264H83V262H82V260H81V257H80V253L82 254V257L89 263V264H101L100 262L98 263V262H96L95 260H94V258H93V254L91 253V252H89V251H87L86 249H84V247L83 246H81V245H79L71 236H65V234H64V227H63V225L61 224V222H60V219H59V217H58V215H57V213H56V211H55V209H54V207L52 206V204H51V202H50V200H49V198H48V195H47V193H46V191H45V188H44V186H43V184H42V182H41V180H40V178H39V175H38V168L36 167V164H35V158H34V156H33V152H32V150H31V139L28 137V135L26 134V128H25V126L22 124V117L20 116V115H18V112H17V107H16V105H15V103H14V101H13V99L11 98V97H9V95L8 94H6V92L4 93V95H3V100H2V103H1V106H0V146L1 147H4ZM99 145V144H98ZM108 145H109V143H108ZM111 145V144H110ZM132 145V144H131ZM136 145V146H137ZM140 145V144H139ZM149 145V144H148ZM148 145L146 146V144H145V146L146 147H148ZM152 145V146H153ZM190 145V144H189ZM196 145V144H195ZM216 145V144H215ZM242 145H245V146H243L242 147ZM256 145H257V148H255L256 147ZM37 146V145H36ZM69 146V145H68ZM71 146V145H70ZM100 146V145H99ZM98 146V147H99ZM133 146H135V145H133ZM134 147V148H136L137 149V147ZM142 146H144L143 144L140 146V147H142ZM166 146V145H165ZM186 146V145H185ZM194 146V145H193ZM197 146V145H196ZM212 146V145H211ZM253 146H255L254 148H253ZM0 147V148H1ZM53 147V146H52ZM66 147V146H65ZM102 147V146H101ZM101 147H100V149H101ZM123 147V146H122ZM121 147V148H122ZM124 147H125V145H124ZM126 147L128 148L129 146L128 145H126ZM130 147H132V146H130ZM140 147H138V148H140ZM145 147V148H146ZM153 147H155V146H153ZM153 147H148V150H150L151 148H152V150H153ZM191 147V146H190ZM250 147H249V149H250ZM260 149H259V148ZM71 148V147H70ZM69 148V149H70ZM77 147L75 146L74 148H73V150L74 149H76ZM79 148H77L76 149V153H79V152H77V150L79 149ZM126 148V149H127ZM133 148V149H134ZM161 148V147H160ZM197 148V147H196ZM210 148H212V147H210ZM216 148V147H215ZM220 148V147H219ZM229 148V147H228ZM227 148V149H228ZM234 148V147H233ZM51 149V148H50ZM53 149H55V148H53ZM105 149V148H104ZM120 149V148H119ZM129 149V148H128ZM183 149H185V148H183ZM248 149V150H249ZM56 150V149H55ZM82 151V154H83V152H84V154H85V151ZM88 150V149H87ZM94 150H96L95 148H94ZM130 152L132 153V154H134V151H132V149L130 148ZM135 150V149H134ZM142 151V149H139L138 151ZM145 149L143 148V153H141L142 155H145L144 154V151ZM147 150V148H146V151H148ZM154 150H155V148H154ZM153 150V151H154ZM188 150V149H187ZM194 150H196V149H194ZM235 150H236V148H235ZM252 150H250V152H252ZM44 151H46V150H44ZM51 151V150H50ZM57 151V150H56ZM55 151V152H56ZM80 151V150H79ZM81 151H80V153H81ZM97 151H98V148H97ZM120 151H121V149H120ZM126 151V150H125ZM136 151V150H135ZM151 151V150H150ZM190 151H191V149H190ZM200 151V150H199ZM210 151V150H209ZM222 151V150H221ZM89 152H91V149H89V151H88V154H89ZM92 152H94V151H92ZM99 152V151H98ZM106 152V151H105ZM123 152V151H122ZM127 152H129L128 150L125 152V153H127ZM129 152V153H130ZM156 152H157V150H156ZM189 152V151H188ZM213 152V151H212ZM249 152V151H248ZM40 153V152H39ZM42 153H43V151H42ZM116 153V152H115ZM128 154V155H131L132 156V154ZM139 153V152H138ZM137 153V154H138ZM194 153V152H193ZM196 153V152H195ZM198 153V152H197ZM203 153V152H202ZM231 153H232V151H231ZM242 153H240V155L242 154ZM244 153H247V149H246V151L244 152ZM243 153V154H244ZM258 153H256V155L258 154ZM51 154V153H50ZM86 154H87V152H86ZM117 154V153H116ZM141 154H139V155H141ZM230 154V153H229ZM255 154V153H254ZM77 155V154H76ZM105 155V154H104ZM134 155H136V154H134ZM141 155V156H142ZM154 155H156V154H154ZM157 155H159V154H157ZM175 155V154H174ZM181 155V154H180ZM239 155V154H238ZM81 156V155H80ZM86 156V155H85ZM108 156V155H107ZM148 156V155H147ZM235 156V155H234ZM254 156V155H253ZM76 157V156H75ZM170 157V156H169ZM238 157V156H237ZM255 157H257V156H255ZM259 157V156H258ZM91 158V157H90ZM8 160L9 161V166L6 164V162L4 161V160ZM82 159V158H81ZM235 159V158H234ZM257 159V158H256ZM258 159H260V158H258ZM257 159V160H258ZM87 160V159H86ZM85 160V161H86ZM189 160V159H188ZM188 160H187V162H188ZM232 160H233V158H232ZM256 160V161H257ZM261 161H262V158L260 159ZM259 160V161H260ZM190 161V160H189ZM230 161V160H229ZM240 161H241V159H240ZM244 161V160H243ZM260 161V162H261ZM82 162V161H81ZM90 162H92V161H90ZM258 162V161H257ZM260 162L259 163H257V164H260ZM83 163H84V160H83ZM191 163H192V161H191ZM222 163V162H221ZM263 163V162H262ZM86 164V163H85ZM91 164V163H90ZM228 164V163H227ZM242 164H244V163H242ZM263 165H264V163H263ZM87 166H92V165H87ZM86 166V167H87ZM187 166V165H186ZM206 166V165H205ZM244 166V165H243ZM261 166V165H260ZM95 167V166H94ZM93 167V168H94ZM191 167V166H190ZM82 168H85V167H82ZM240 168V167H239ZM242 168V167H241ZM255 168V167H254ZM258 168V167H257ZM91 169V168H90ZM222 169V168H221ZM81 170V169H80ZM80 170H78V172L80 171ZM249 170V169H248ZM84 172H86V171H84ZM83 172V173H84ZM181 172H183V171H181ZM86 173H88V171L86 172ZM79 174H82L81 172L79 173ZM182 174H184V173H182ZM243 174V173H242ZM241 174V175H242ZM181 175V174H180ZM180 175H179V177H180ZM247 175V174H246ZM81 177L82 176H84L83 174L82 175H80ZM182 176V175H181ZM183 177V176H182ZM187 177L188 176H186V174L184 175V181H185V179H187ZM240 177V176H239ZM247 177V176H246ZM83 178V177H82ZM190 178V177H189ZM13 179L14 180H16V182H14L13 181ZM84 179V178H83ZM181 179V178H180ZM217 179V178H216ZM249 179V178H248ZM90 180L91 179H89V181H86L85 179H84V181H86L87 183L89 182L90 184L92 183V182H90ZM182 180V179H181ZM262 180V179H261ZM93 181V180H92ZM263 181V180H262ZM244 183H245V181H244ZM93 184H94V182H93ZM234 184V183H233ZM88 185V184H87ZM241 186H242V184H241ZM260 188V187H259ZM89 189V188H88ZM92 189V188H91ZM243 189V188H242ZM262 189H263V187H262ZM261 189V190H262ZM241 190V189H240ZM255 191H256V189H255ZM263 191V190H262ZM237 192V191H236ZM264 192V191H263ZM240 193V192H239ZM252 193V192H251ZM260 194H263V193H261V192H259ZM113 194V193H112ZM118 194V193H117ZM241 195H242V193H241ZM239 196H240V194H239ZM258 197V196H257ZM264 197V196H263ZM249 198H250V196H249ZM262 198V197H261ZM249 200V199H248ZM228 201V200H227ZM264 201V200H263ZM248 203H249V201H248ZM133 205V204H132ZM250 205V204H249ZM110 206V205H109ZM134 209V208H133ZM139 209V208H138ZM109 210V209H108ZM145 211V210H144ZM132 212V211H131ZM136 213V212H135ZM140 213V212H139ZM143 213V212H142ZM132 214V213H131ZM133 214H134V212H133ZM144 214V213H143ZM149 214V213H148ZM125 215V214H124ZM150 215V214H149ZM131 216V215H130ZM129 216V217H130ZM148 216V215H147ZM138 217V216H137ZM123 229H124V226H123ZM125 229H127V227L125 228ZM120 230V229H119ZM127 232V231H126ZM131 233H133V232H131ZM130 233V234H131ZM130 236V235H129ZM132 237H133V235H132ZM134 238V237H133ZM135 238H137V237H135ZM135 240V239H134ZM138 241V240H137ZM139 242V241H138ZM153 246V245H152ZM41 248H42V250H43V252L45 253V255L46 256H48L50 253H51V251L47 248V247H45V245H43V244H41ZM157 255L159 254V253H156ZM164 258H166V257H164ZM162 260H163V258H162ZM164 261V260H163ZM168 261V260H167ZM166 260H165V262H166V264L169 262V264H172V262L171 261H168L167 262ZM110 262V261H109ZM155 263V262H154Z\"/></svg>","mask_w":264,"mask_h":264},{"label":"water","instance_id":"3","mask_svg":"<svg viewBox=\"0 0 264 264\" xmlns=\"http://www.w3.org/2000/svg\"><path fill=\"white\" fill-rule=\"evenodd\" d=\"M5 62V45L2 43V51L0 54V71L4 69ZM6 92V83L2 76H0V101L3 100V95Z\"/></svg>","mask_w":264,"mask_h":264}]
</instances>
